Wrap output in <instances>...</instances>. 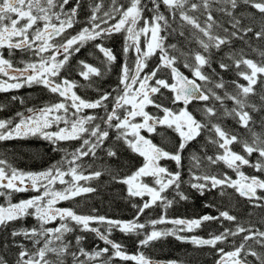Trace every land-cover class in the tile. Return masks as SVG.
Returning <instances> with one entry per match:
<instances>
[{"label":"snow or ice","instance_id":"snow-or-ice-1","mask_svg":"<svg viewBox=\"0 0 264 264\" xmlns=\"http://www.w3.org/2000/svg\"><path fill=\"white\" fill-rule=\"evenodd\" d=\"M70 0H0V50L7 49L8 58L0 51V92H7L12 89H19L33 84L42 85L51 93L56 94L60 99L57 102L47 104L42 108H28L27 113L17 112V120L12 118L0 119V141L15 138L42 136L44 139L56 144L58 141L81 140L82 143L74 152L68 154L70 159L58 161L50 168L41 172H24L13 168L5 159H0V196L7 195V207L0 206V227H7L9 222L33 216L38 226L13 230V237L23 236L25 240L31 241L33 248L30 250L24 244H20V251L15 264H66L68 257H71L72 264H112L115 258L122 261H134L135 264H154V262L138 252L128 254L123 250L120 243L110 239L114 229L120 232L139 236L144 233L143 239L139 240L140 247H147L150 242L168 235H175L179 231H189L199 228L206 221L223 220L236 221V217L228 211H221L219 216L204 215L198 219H174L169 221L165 215L158 219H151L146 223L139 222L140 217L146 209L152 208L158 202L164 208L173 204L172 200L163 195L171 187L180 188L181 173L170 172L166 167L160 165L163 159L175 161L181 165V153L184 152L189 142L195 140L204 130L210 135L208 143L217 147L218 152L214 156H206L209 165L223 162L227 168L237 173L239 179L233 180L227 174L223 177L204 172L202 174L192 173L191 187L203 195L205 189L221 188L227 186L235 189L240 197L246 198L254 207L264 208V179L256 175L246 176L240 169L244 165H250L257 172L264 173V136L252 132L249 123L252 120L249 112L248 97L254 94V86L258 78L264 77V61L254 62L245 57L243 50L232 52L229 58L234 61L238 70L237 74L247 81V85L235 84V94L227 91L224 96L217 95L211 88H205L197 81L210 82L211 77L203 71L205 65L211 67L212 49L220 51L222 46L229 45L233 39L243 40L248 33H254L257 40H264V25L259 31L252 26H243L241 18L235 13L237 8L243 4L255 9L264 17V0H148L151 7L145 0H128V4H118L117 0H111V7L102 11L101 3H94L91 6V15L88 17L87 26H84L75 35L68 34V29L78 23L77 17L81 8V0H75L74 6L66 9ZM161 5L169 15L161 11ZM152 13L150 18L145 17V12ZM220 12L226 16L227 23L224 27L214 16V12ZM199 13L200 15H196ZM251 15V14H249ZM201 16L204 17L201 20ZM171 17V19L169 18ZM178 28L190 27L192 37L203 49L201 52H184L177 48V45H165L168 35L177 31L173 27L177 23ZM111 21H115L111 23ZM143 21V26H139ZM218 30H222L223 35ZM125 33L123 52L125 56L130 50L135 52L134 67L125 63L121 66L119 85L112 92H104L98 99L88 101L73 90L78 85L74 81L61 77V70L68 63L73 53H78L88 42H96L95 48L105 57V66H110L116 61L112 49L106 47L104 40L109 39L113 34ZM161 33H166L162 35ZM184 35L183 31L179 33ZM146 38V46L141 47L140 37ZM169 49L172 50L170 54ZM16 51L31 54L35 60L21 61L23 67L14 66L11 59ZM159 52V63L150 72L144 73L147 61ZM207 54V55H205ZM264 57V52H260ZM59 57H62L59 58ZM183 59L184 67L190 69L192 79L179 71L176 66L179 59ZM83 66L80 75L89 79L91 75L101 76L102 72L80 62ZM243 66V69L241 68ZM222 69L227 70L230 65L220 63ZM162 69H168L173 80L157 78ZM143 73V75H142ZM6 78V79H4ZM154 81V83H150ZM264 82V81H262ZM215 88H224L225 82L221 79L214 82ZM167 89L173 93L172 103H182L183 108L174 112L162 104L156 103L153 97ZM111 100L109 110L108 102ZM213 98L223 104L224 99L234 101L235 107L225 110V115L237 119L244 128L251 132V142L240 140L237 135L224 130L218 124L212 122L216 116L214 106H205L202 111L206 118L205 122L198 121L187 106L193 101H209ZM15 96L12 100H16ZM264 100V96H261ZM23 103V100H21ZM153 105L163 112V117H156L145 111V108ZM255 110V106H252ZM4 105H0L2 111ZM105 110V116L82 115L85 109ZM123 110V111H121ZM71 111V116L69 113ZM142 118V122H136V118ZM100 121L97 123L96 121ZM65 127H59L60 124ZM104 125V127L101 126ZM167 125L174 128L180 137L178 148L175 151H165L163 148L153 144L150 139L141 135V130L154 132L157 125ZM53 125L58 130L47 131ZM109 129H115L117 141H123L132 152L144 158V163L131 175L113 179L127 186V195L132 198L150 197L144 200L141 205L132 204L136 210L132 220L123 221L109 219L105 216L82 215L71 208L56 207L60 201L71 200L82 194L94 192L91 186L80 184V181H90L102 175L101 171H93L85 175L82 165L84 157H96L97 150L101 149L105 141L109 139ZM214 134V135H212ZM240 143L243 152L247 156L258 153V160L250 164L245 155L232 150L231 146ZM107 156L116 157L117 151L109 147ZM194 167L199 168L202 161L200 157L194 156ZM68 167L65 169L64 165ZM71 177L66 180V177ZM152 177L153 186L144 182L142 178ZM65 185L57 190L55 185ZM35 191L38 195L18 203L11 202L13 192ZM262 193V194H258ZM180 199L187 197L177 193ZM59 220L58 227H47L53 221ZM172 223L180 226L174 230H158L159 224ZM93 223L105 225V231L101 232L98 227H91ZM150 225L152 230L145 232ZM79 228L82 232H93L110 248L103 247L98 250L87 251L80 247L83 236L75 237V245L66 239V235ZM241 234V242L233 246V250L225 251L219 248L220 259L217 264H250L247 259L254 257L258 264H264V253L256 251L255 246L264 249V231L255 227H245L236 224L235 228H224L220 234H211L209 238L183 237L177 235V239H190V242L197 246H210L215 248L218 243H224L230 237H237ZM251 241V243H249ZM42 245V246H41ZM50 257H54L50 258ZM0 264L7 262L0 257Z\"/></svg>","mask_w":264,"mask_h":264},{"label":"trees","instance_id":"trees-1","mask_svg":"<svg viewBox=\"0 0 264 264\" xmlns=\"http://www.w3.org/2000/svg\"><path fill=\"white\" fill-rule=\"evenodd\" d=\"M195 2H198L196 0ZM164 14L169 15L164 9ZM241 18L243 26H252L255 31H259L260 27L264 25V17L261 16L255 9L250 6L241 4L235 13ZM251 14V15H249ZM196 15H200L196 13ZM214 16L217 21L224 27L230 29V25L227 23V17L222 13L216 11ZM171 19V17H169ZM204 17L201 16V20ZM179 21L173 24L174 28H177L176 32L168 35L165 45L175 44L177 48L184 52H201L203 49L199 46L197 41L190 35L192 29L184 27L183 29L178 28ZM180 31L184 32L181 36ZM219 34L223 35L222 30H218ZM166 35V33H161ZM119 41V40H118ZM120 43V42H119ZM243 50L245 57L252 59L254 62L264 61V57H261L260 52H264V40H257L254 37V33H248L243 40L233 39L229 45L222 46L220 51L212 49L211 55V67L205 65L203 71L206 75L211 77L210 82L197 81V83L202 84L205 88L213 89L217 95L224 96L227 91L230 94H235L236 88L233 81L236 83L247 85L242 77L237 74V69L235 67L234 61L229 58V54L232 52H239ZM170 54L172 50L169 49ZM116 55L115 65L110 66V70L106 69L105 57H102V75L98 78H93L92 80L95 84L90 87L89 91L93 94H103L104 92H112L113 96L116 93L113 91L119 85V74L121 69V64L127 59L120 49L113 51ZM207 55V54H205ZM100 61V62H101ZM230 65V67L225 70L220 67V63ZM159 63V54L151 57L150 71L156 67ZM153 65V66H152ZM176 66L179 71L188 78L192 79L191 71L184 67L183 59L177 61ZM113 68V69H112ZM243 69V66H241ZM165 77L166 80L170 79V74L166 69H162L158 74L157 78ZM221 79L225 82L224 88H215L214 82H218ZM264 77L258 78L257 84L254 86V94H250L248 97V104L245 110L249 112L252 120L249 123V128L252 132L261 134L264 136V100H261V96H264ZM96 86V87H95ZM15 96L17 99L12 100ZM49 95L45 94L43 89H30L27 87H22L19 89H12L7 92H0V105H4L2 111H0V119L12 118L17 119L16 113H24L28 108L39 109L47 105L45 101ZM95 96V95H94ZM100 97V96H97ZM106 102L111 107L110 101ZM23 100V103H21ZM171 98L166 97V103L169 104ZM164 102V101H163ZM165 103V102H164ZM203 108L207 106H214L216 109V116L212 117L213 123L220 124L224 130L230 132L231 134L237 135L240 140H248L251 142L252 136L249 128L242 127L237 123V119L232 116L225 115V110H231L235 107L234 101L230 99H224L223 104L220 101H216L210 97L209 101L202 102ZM255 106V110L252 106ZM168 107V106H167ZM169 108V107H168ZM194 109V107H192ZM188 108L189 110H193ZM103 115L105 116V110L102 109ZM195 111V112H194ZM191 111L193 116L202 123L205 122L206 118L203 111L194 110ZM198 111V112H196ZM201 112V114H200ZM102 127L104 125L102 124ZM109 139L105 141V144L101 149L97 150L96 157L89 156L86 158L87 163H85V173L89 175L93 171H101L102 175L97 178L87 182L80 181V184L91 186L95 189L94 192L86 193L82 197H76L75 200H71L70 204L66 202L65 207L71 208L78 214L82 215H94V216H105L109 219L128 221L132 220L135 216L136 210L132 207V204L141 205L144 200H147L145 196L143 200L139 197L132 198L127 195L126 185L119 183L117 180L113 179V175H117L118 179L131 175L142 165V158L138 156L137 153L132 152L130 149L123 144V141H117L115 129H109ZM210 133L204 130L200 136L195 140L188 143L186 149L181 153V165L178 167L175 161L169 159H163L160 161V165L166 167L170 172L179 171L181 173V183L180 188L177 190L175 187H171L163 193L169 200L173 201V204L164 208L163 204L158 202L150 209H146L144 214L140 217L139 222L146 223L151 219H158L160 216L165 215L167 219H198L204 215L219 216L221 211H228L230 215H233V210H235V216L237 219L235 223L241 224L245 227H255L264 231V213H261V208L252 206L248 200L241 199L238 195L234 194L233 190H225L223 187V192L221 194L220 189H205L203 195L196 189L191 187L192 173L202 174L207 172L209 174L216 175L217 177H223L227 174L229 177H234L236 172L231 169L226 168L223 162H219L215 165H209L204 159L206 156H214L217 154L218 149L215 145L208 143L207 137ZM214 135V134H212ZM153 144L158 147L163 148L165 151H175L179 145V138L176 133L171 128H159L157 135L150 137ZM66 143H60L53 146L38 136H28L25 138H15L6 141H0V159H5L9 165L24 172H41L50 168L53 163L56 164L58 161L65 159L63 156V151L66 149L63 147ZM69 144V143H68ZM62 146L63 148H60ZM111 147L113 150L117 151L116 157L107 156V149ZM77 148V144H76ZM75 148V149H76ZM232 150L245 155L249 159L250 164L257 162L259 156L258 153H253L252 156H247L243 152L242 145L240 143H235L231 146ZM73 149V151H75ZM62 151V152H61ZM197 156L201 158V165L199 168L194 167L195 161L193 157ZM257 156V159L254 157ZM246 176L256 175L261 179H264V173L257 172L255 168L250 165H244L240 169ZM226 191V192H225ZM178 192H182L187 199H180ZM24 195H12L11 202L18 203L20 200L29 199L30 196L27 193ZM262 194V193H260ZM29 197V198H28ZM79 199V200H78ZM75 202H78L74 206ZM8 203V198L4 199L0 196V206H4ZM229 206V209L226 208ZM232 207V208H230ZM263 212V211H262ZM262 218V219H261ZM226 221L221 218L220 220L206 221L199 228L192 230V233L186 234L189 237H200L209 238L211 234H220L224 230V225ZM33 221H31V216L24 217L22 219L9 222L7 227H0V257H2L7 264H15L18 257V247L17 243L20 241L21 237H13L11 232L13 230H19L22 228H32L36 226ZM170 224L164 223L156 226L158 230L169 229ZM91 227H98L101 232L105 231V225L93 223ZM152 230L151 226L148 225L145 232H150ZM81 235L84 239L81 242L80 247H84L87 251H92L94 249L98 250L103 247H109L105 245L102 240H100L95 233L84 231L82 232L77 227L74 232L66 235V239L70 240L73 245H75V237ZM144 233L141 232L139 236L135 234L126 235L117 229H114L109 236L110 239L123 246V250L128 254H137L138 252H143L145 256L150 258L152 261H161L166 263H176V264H216L220 254L218 252L219 248H224L225 251L233 250L234 245H238L241 242L242 234L237 237H230L225 243H218L215 248L213 247H198L192 243H184L176 238L174 235H168L161 237L155 241L150 242L147 247H140L139 240L143 239ZM22 240L26 243L27 240L22 237ZM251 243V241L249 242ZM256 251L264 253V249L259 246H255ZM111 254V248L109 255ZM53 258V257H52ZM54 259V258H53ZM250 264H258L254 257L249 256L247 258ZM66 264H72L71 259L67 258ZM112 264H133L131 261H122L119 258H115Z\"/></svg>","mask_w":264,"mask_h":264},{"label":"flooded vegetation","instance_id":"flooded-vegetation-1","mask_svg":"<svg viewBox=\"0 0 264 264\" xmlns=\"http://www.w3.org/2000/svg\"><path fill=\"white\" fill-rule=\"evenodd\" d=\"M196 0H193V2H195ZM118 4H124V5H127L128 4V0H117ZM74 3H75V0H70L69 4L66 5V9H70L71 7L74 6ZM94 3H101V0H81V8L79 10V14H78V17H77V20H78V23H76L72 29H68V34H71V35H75L77 32L80 31V29L84 26H87V21H88V17L91 15V6L94 4ZM145 3H148V0H145ZM102 11L104 10H108L112 5H111V0H102ZM148 7H151V4L148 3ZM161 11L164 12V7L163 5H161ZM152 15V13L146 11L145 12V17L146 18H150ZM178 20V18H177ZM115 21H111V23H114ZM139 26H143V21L140 22V25ZM186 28H189L191 29L190 27H186ZM126 34L121 32V33H116V34H113L109 39H106L103 41L104 45L110 49H112V51H115L116 49H120V51L123 52V47H124V41H125V36ZM142 38L144 39V36H142ZM119 40V41H118ZM120 42V43H119ZM95 43H99V41H96V42H88L86 43L82 48L81 50L78 52V53H73V55L70 57L68 63L64 66V68L61 70V77L62 78H67L68 80L70 81H74L76 82V84L78 85L76 88H74L73 90L77 93V95L81 96V98L85 99V100H88V101H94L96 99H98L99 97L97 96H101V94H93L92 92H90L89 90L90 89H93V87H90V85L92 86L93 84H95L94 81L92 80V77L93 78H98V80H100L101 82V79L100 76H95V75H91L89 77V79H84L81 75H80V72L82 71L83 69V66L82 64L80 63L81 61H83L84 63L88 64V65H91L93 67H97L98 69L101 70V67H102V61L101 59H103L102 57L103 54L99 52V50L97 48H95ZM0 51H3L4 52V55H5V58H8V53H7V49H4V50H0ZM123 55L124 52H123ZM116 56V55H115ZM127 59L124 60L122 62L125 63V61L129 64L130 67H134V54H133V50H130V52L128 53V55L126 56ZM62 59V57H59ZM11 59L13 60L14 62V66L16 67H23V63H21V61H28V60H35L37 59L36 57H33L31 54H27V53H22L20 51H16L13 56L11 57ZM101 61V62H100ZM116 62V61H115ZM115 62L112 63V65H115ZM121 64V66H122ZM153 66V65H152ZM155 68V67H154ZM113 69V68H112ZM150 69H151V64H150V60L148 59L147 61V67L144 69V73H147V72H150ZM167 70V69H166ZM169 73V71H168ZM120 74H121V69H120ZM120 74H119V80H120ZM170 74V73H169ZM143 75V73H142ZM163 79H166L165 77L162 76ZM191 79V78H189ZM169 83H172L173 80L171 78V74H170V79L168 80ZM154 83V81H151L150 83ZM247 83V82H246ZM24 87H27V88H30V89H37V88H41L43 89L44 93L49 95L48 98L45 99V101L47 102V104H51V103H54V102H57L60 98L56 95V94H53L51 93L48 89L44 88L42 85H36V84H33L32 86H27L25 85ZM96 87V86H95ZM95 95V96H94ZM170 97L171 98V101L169 104L166 103V97ZM172 96H173V93L170 92L169 90L167 89H161V92L160 93H157L153 99L155 100L156 103H159V104H162L164 107H170V108H174L177 109L176 112L178 110H180L181 108L184 107V105L182 103H176V104H173L172 103ZM112 100V99H111ZM165 103H164V102ZM202 102H205V101H192L188 106H187V110L188 108H191L193 109L192 107H195L196 109L200 110L202 112V109H203V106L202 105H199L201 104ZM110 104H111V101H110ZM111 108V107H110ZM109 108V110H110ZM103 108H98V109H85L83 110V112L81 113L82 115H97V116H101L103 115V112L102 111ZM195 109L193 110H189V112L191 111H194ZM123 111V110H121ZM145 111L149 112L151 115L153 116H156V117H159L160 114H163L162 111H160L159 109H157L156 107H154L153 105H149L145 108ZM195 112V111H194ZM198 112V111H196ZM200 112V114H201ZM25 115H28L29 113H27V111L24 112ZM69 116H71V111L69 113ZM18 121V118L16 119ZM136 121H142V118L140 117H137L136 118ZM97 123H99L100 121H96ZM64 125V124H63ZM65 126V125H64ZM102 126V124H101ZM159 128H167V127H163L161 125H157L156 126V129L154 132H147L146 130H141V135H144L147 139H150L151 136L153 135H157V132L159 131ZM51 131H54L56 129V125H53L51 128H49ZM168 129V128H167ZM60 143H66L65 145H63V147L66 149V151L62 152L63 153V156L66 157L68 159H70V153L74 152L73 149L76 148V144H77V148L80 147L82 141L81 140H69V141H58L56 144H52L53 146H56L57 144H60ZM69 143V144H68ZM60 148H63L62 146H59ZM127 147V146H126ZM76 148V149H77ZM128 148V147H127ZM75 149V150H76ZM129 149V148H128ZM131 150V149H130ZM139 156V154H138ZM141 157V156H139ZM86 158L88 157H84L83 158V161L80 162L82 163V165L84 166L83 168V171H84V174L86 175L85 171V163H87L86 161ZM142 158V162L144 163V158ZM142 163V165H143ZM160 163V162H159ZM54 164V163H53ZM141 165V166H142ZM65 169L68 167L67 164L64 165ZM66 180H70L71 177H66L65 178ZM231 179L235 180V176L234 177H231ZM191 180V178L189 179ZM84 181H82L83 183ZM56 189L57 190H61V188L63 189L65 187V185H60L59 183H57L55 185ZM225 187V190H233L234 191V194L238 195L239 194L235 191V189L231 188V187H227V186H223ZM216 189H220L219 187L216 188ZM226 192V191H225ZM24 193H27L29 194L30 198L34 197L37 192L35 191H25V192H13L12 195H24L26 196V194ZM225 194V193H224ZM260 194V193H258ZM84 194L80 195V196H77V197H82ZM4 197V196H3ZM240 197V196H239ZM29 198V197H28ZM76 198V197H75ZM241 199H245L247 200L246 198L244 197H241ZM71 200H75L74 198L71 199ZM71 200H65V201H60L56 207H61V208H66L65 205H66V202H68V204H70ZM79 200V199H78ZM78 204V202H75L74 206H76ZM253 206V205H252ZM226 208L229 209V206H227ZM232 208V207H230ZM258 209V208H257ZM234 213H232L233 215H235V210H233ZM263 211V212H262ZM261 213H264V208H261ZM31 221H33L35 224H37V221L35 220L34 217L31 216ZM171 221V220H170ZM226 223L224 225V228H232L234 229L236 224L235 222L237 221H227L225 220ZM60 223L59 220H56V221H53L52 223H50L49 225H47V227H54L56 224ZM262 221L259 223L261 224ZM170 224V222L168 223ZM172 224V223H171ZM38 226V225H36ZM175 226H178V225H175ZM34 227V226H32ZM264 227V226H262ZM80 230V229H79ZM189 233H192V232H179L177 235L179 236H183V237H188L190 238L189 236H187L186 234H189ZM176 235V237H177ZM244 234H242L243 236ZM21 237V236H19ZM180 240V239H178ZM181 242H184L182 240H180ZM184 243H189V242H184ZM226 243V242H225ZM20 244H24L28 249L30 250H35L33 248V245L31 243V241L27 240L26 243L22 240V237L20 239V241L17 243V247H18V250L20 251V248H19V245ZM42 246V245H41ZM199 247V246H198ZM203 247H209V246H203ZM54 258V257H53ZM71 259V257H68ZM220 258L217 259V261L219 260ZM217 261H216V264H217ZM168 264V263H167Z\"/></svg>","mask_w":264,"mask_h":264},{"label":"rangeland","instance_id":"rangeland-1","mask_svg":"<svg viewBox=\"0 0 264 264\" xmlns=\"http://www.w3.org/2000/svg\"><path fill=\"white\" fill-rule=\"evenodd\" d=\"M190 35H192V32H190ZM124 38H125V36H124ZM140 43H141V47L142 48H144L145 46H146V38L144 37V39L142 38V36L140 37ZM191 53H193L192 51H191ZM133 54H134V58H135V52H134V50H133ZM156 54H159V52L157 51V53ZM155 54V55H156ZM155 55H153V56H155ZM149 60H151V58H149ZM134 62H135V59H134ZM4 79H6V78H4ZM153 83V82H152ZM170 108V107H169ZM172 111H174V112H176V110L177 109H175L174 110V108L172 107V108H170ZM194 109L195 110H198V109H196L195 107H194ZM198 111H200V110H198ZM179 112V110L177 111V113ZM160 118H162L163 117V114H160V116H159ZM137 122V121H136ZM138 122H142V121H138ZM161 126H163V127H167V128H169L167 125H161ZM59 127H65L62 123L59 125ZM173 131H174V133H176L177 134V136H178V138H179V140H180V137H179V135H178V133L174 130V128H171ZM56 130H58V127H57V125H56V129L54 130V131H56ZM47 131H50V132H52L50 129H47ZM29 136H32V135H29ZM36 136H38L39 138H41L42 140H44V141H46V142H48V143H52L51 141H49V140H46V139H44L42 136H39V135H36ZM26 137H28V136H26ZM21 138H25V137H21ZM53 144V143H52ZM255 159H257V156H255L254 157ZM256 160H254V162H255ZM254 162H253V164H254ZM250 163H252V162H250ZM226 166V165H225ZM227 168V167H226ZM229 169V168H228ZM232 170V169H231ZM143 180H144V182H146V183H148L150 186H153V178L152 177H144V178H142ZM237 179H239V177H238V175H237V173L235 174V180H237ZM126 188H127V186H126ZM62 189V188H61ZM39 193H37L36 195H38ZM35 195V196H36ZM147 197V200L148 199H150V197H148V196H146ZM4 199H6V198H8L7 197V195H5L4 197H3ZM30 199V198H29ZM168 199V198H167ZM7 205H8V203H6V205H4V207H7ZM33 217V216H32ZM262 219V218H261ZM264 219H262L261 221H263ZM59 226V223L58 224H56L54 227H58ZM180 226H175L174 224H171L170 223V226H169V229H166V230H174V229H178ZM179 232H189V231H179ZM179 232H176V234L174 235V236H176ZM21 237H23V236H21ZM50 258H52V257H50ZM133 264H135V262L134 261H131ZM168 264H176V263H168Z\"/></svg>","mask_w":264,"mask_h":264},{"label":"water","instance_id":"water-1","mask_svg":"<svg viewBox=\"0 0 264 264\" xmlns=\"http://www.w3.org/2000/svg\"><path fill=\"white\" fill-rule=\"evenodd\" d=\"M167 71H169V70L167 69ZM169 73H170V71H169ZM193 101H196V100H193ZM182 241L191 243L190 239H185V240H182ZM199 247H203V246H199ZM153 262H154V264H167L166 262H161V261H153Z\"/></svg>","mask_w":264,"mask_h":264}]
</instances>
